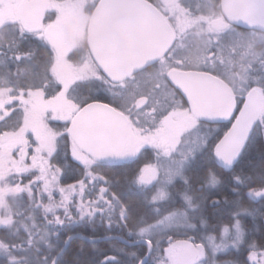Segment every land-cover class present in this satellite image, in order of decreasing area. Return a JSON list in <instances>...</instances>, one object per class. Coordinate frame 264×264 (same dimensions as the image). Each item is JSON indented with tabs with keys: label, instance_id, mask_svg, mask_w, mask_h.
Segmentation results:
<instances>
[{
	"label": "snow or ice",
	"instance_id": "1",
	"mask_svg": "<svg viewBox=\"0 0 264 264\" xmlns=\"http://www.w3.org/2000/svg\"><path fill=\"white\" fill-rule=\"evenodd\" d=\"M262 208L264 0H0V264H264Z\"/></svg>",
	"mask_w": 264,
	"mask_h": 264
},
{
	"label": "trees",
	"instance_id": "2",
	"mask_svg": "<svg viewBox=\"0 0 264 264\" xmlns=\"http://www.w3.org/2000/svg\"><path fill=\"white\" fill-rule=\"evenodd\" d=\"M260 148L261 146L258 144L256 146H251L250 147V150H249V153H248V159H252V160H255L257 159V156H258V153L260 151ZM69 179V183H71V177L68 178ZM229 182L226 180V183ZM224 191H228L227 188L224 189ZM212 195H217V193L214 191L212 193ZM211 212V210H209ZM261 211H264V208L261 209ZM245 223L246 225L249 227V228H252L253 227V223H252V220L250 218H246L245 219ZM257 226L261 229V230H264V224L263 222L261 221H257ZM69 231H82L84 232L85 234H89L90 233V229L88 227H83L81 229H69ZM65 233L61 232L60 233V236L63 237ZM97 235H103L104 234V228L101 226V227H98L97 228ZM58 243V242H57ZM75 243V242H74ZM101 248H107L108 247V244L106 242H101L100 245H99ZM71 255V252L69 253V256Z\"/></svg>",
	"mask_w": 264,
	"mask_h": 264
},
{
	"label": "water",
	"instance_id": "3",
	"mask_svg": "<svg viewBox=\"0 0 264 264\" xmlns=\"http://www.w3.org/2000/svg\"><path fill=\"white\" fill-rule=\"evenodd\" d=\"M263 224H264V222H263Z\"/></svg>",
	"mask_w": 264,
	"mask_h": 264
}]
</instances>
